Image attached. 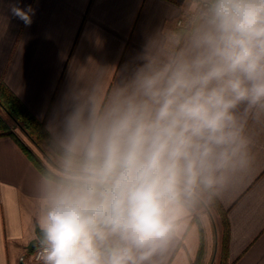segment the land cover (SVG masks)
Segmentation results:
<instances>
[{"label": "clouds", "instance_id": "clouds-1", "mask_svg": "<svg viewBox=\"0 0 264 264\" xmlns=\"http://www.w3.org/2000/svg\"><path fill=\"white\" fill-rule=\"evenodd\" d=\"M257 127L264 0H181L122 67L89 57L44 126L41 264H167L251 169Z\"/></svg>", "mask_w": 264, "mask_h": 264}, {"label": "crops", "instance_id": "crops-1", "mask_svg": "<svg viewBox=\"0 0 264 264\" xmlns=\"http://www.w3.org/2000/svg\"><path fill=\"white\" fill-rule=\"evenodd\" d=\"M16 2L22 8L31 5L35 9L31 26L12 16L8 5ZM180 3L0 0V77L45 126L70 81L72 68L86 64L89 57L101 66L122 67L141 50L148 36L171 19ZM253 135L251 169L219 201L226 210L230 264H264V127L255 128ZM38 169L10 136L0 135V264H20L24 253L21 264H41L26 252L35 235L34 179ZM223 235L211 215L205 226L194 228L177 242L167 264H192L200 241L199 264H216Z\"/></svg>", "mask_w": 264, "mask_h": 264}, {"label": "trees", "instance_id": "trees-1", "mask_svg": "<svg viewBox=\"0 0 264 264\" xmlns=\"http://www.w3.org/2000/svg\"><path fill=\"white\" fill-rule=\"evenodd\" d=\"M0 109L12 120L11 125L0 113V135L10 136L20 148L30 157V159L39 168L41 160L36 156L32 149L25 144L15 131L18 127L27 138L43 153L44 151V124L37 119L30 111L20 102V100L8 89L3 79L0 77ZM220 217V223L224 232L220 252L216 264H230L227 261V221L226 210L218 202L215 206ZM35 246L26 252H32ZM202 253V241H200L199 252L192 264H199Z\"/></svg>", "mask_w": 264, "mask_h": 264}, {"label": "rangeland", "instance_id": "rangeland-1", "mask_svg": "<svg viewBox=\"0 0 264 264\" xmlns=\"http://www.w3.org/2000/svg\"><path fill=\"white\" fill-rule=\"evenodd\" d=\"M0 113L2 114V116L5 118V120L6 121H8L9 122V124L11 125L12 123H11V119L0 109ZM15 129V131L17 132V134L24 140V141H26V143H28L31 147H32V149L36 152V153H38V155L41 157V155H42V152L33 144V143H31L30 141H27V139L24 137V135L22 134V132H21V130L18 128V127H15L14 128ZM42 158V157H41ZM212 217H213V219H214V221L216 222V224L219 226V224L221 225V223H220V217H219V215H218V213H217V211L214 209V211L212 212ZM27 250V249H26ZM24 255H25V253H24Z\"/></svg>", "mask_w": 264, "mask_h": 264}, {"label": "water", "instance_id": "water-1", "mask_svg": "<svg viewBox=\"0 0 264 264\" xmlns=\"http://www.w3.org/2000/svg\"><path fill=\"white\" fill-rule=\"evenodd\" d=\"M36 231H37V229H36V222H35V225H34V234L36 233ZM34 245H35V242H34L33 238H31L29 240V242L27 243V245H26V249H31ZM23 257H24V254L20 257V260H19L20 261V264L22 263Z\"/></svg>", "mask_w": 264, "mask_h": 264}, {"label": "built area", "instance_id": "built-area-1", "mask_svg": "<svg viewBox=\"0 0 264 264\" xmlns=\"http://www.w3.org/2000/svg\"><path fill=\"white\" fill-rule=\"evenodd\" d=\"M31 258H32L33 261L41 263V262H40V259H39V256H38V253H37V248H36V246H35V248L33 249V251L31 252Z\"/></svg>", "mask_w": 264, "mask_h": 264}, {"label": "bare ground", "instance_id": "bare-ground-1", "mask_svg": "<svg viewBox=\"0 0 264 264\" xmlns=\"http://www.w3.org/2000/svg\"><path fill=\"white\" fill-rule=\"evenodd\" d=\"M35 246V245H34ZM28 250V249H27Z\"/></svg>", "mask_w": 264, "mask_h": 264}]
</instances>
